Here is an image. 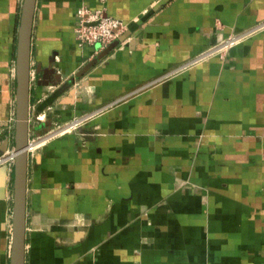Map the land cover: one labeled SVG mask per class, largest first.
I'll use <instances>...</instances> for the list:
<instances>
[{"label":"crops","instance_id":"obj_1","mask_svg":"<svg viewBox=\"0 0 264 264\" xmlns=\"http://www.w3.org/2000/svg\"><path fill=\"white\" fill-rule=\"evenodd\" d=\"M83 3L127 27L78 46ZM22 4L0 0V154ZM31 135L25 264H264V0H37ZM12 213L10 182L0 264Z\"/></svg>","mask_w":264,"mask_h":264},{"label":"water","instance_id":"obj_2","mask_svg":"<svg viewBox=\"0 0 264 264\" xmlns=\"http://www.w3.org/2000/svg\"><path fill=\"white\" fill-rule=\"evenodd\" d=\"M37 0H23L16 50L15 162L0 167V197L12 184V244L10 264H25L26 199L30 138L31 44Z\"/></svg>","mask_w":264,"mask_h":264},{"label":"built area","instance_id":"obj_3","mask_svg":"<svg viewBox=\"0 0 264 264\" xmlns=\"http://www.w3.org/2000/svg\"><path fill=\"white\" fill-rule=\"evenodd\" d=\"M77 19L78 21L75 26V32L77 44L80 47H84L86 45H98L99 48H103L112 42L118 34L123 32L127 27V22L123 18L106 13L103 7L91 8L85 3L78 7ZM259 26H262V24H259ZM237 38V35L231 36L223 42L222 46H228L234 43ZM206 54L207 52H202L195 58L184 63L181 68H185L199 61ZM14 74L16 75L15 67ZM42 116V114L38 115V117ZM71 125H73L72 122L67 123V128ZM53 130L54 129H50L46 133H52L54 132ZM40 139H42L41 135L30 136L28 145L29 155L34 153ZM15 155V147L3 151L0 154V167L7 166L9 169H12L15 162Z\"/></svg>","mask_w":264,"mask_h":264}]
</instances>
